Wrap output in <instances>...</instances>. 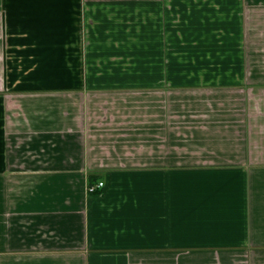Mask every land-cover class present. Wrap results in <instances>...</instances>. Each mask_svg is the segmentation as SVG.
Returning <instances> with one entry per match:
<instances>
[{
  "label": "crops",
  "instance_id": "crops-1",
  "mask_svg": "<svg viewBox=\"0 0 264 264\" xmlns=\"http://www.w3.org/2000/svg\"><path fill=\"white\" fill-rule=\"evenodd\" d=\"M250 8L264 0H0V264H264ZM172 114L169 152L152 141L169 128L151 133Z\"/></svg>",
  "mask_w": 264,
  "mask_h": 264
},
{
  "label": "rangeland",
  "instance_id": "rangeland-1",
  "mask_svg": "<svg viewBox=\"0 0 264 264\" xmlns=\"http://www.w3.org/2000/svg\"><path fill=\"white\" fill-rule=\"evenodd\" d=\"M242 24H243V32H242V42H241V50H242V55H243V59L245 61V68L246 70H249L250 72H262V74H264V8L261 9H256L254 8L253 10L250 9H246V11H244L242 13ZM223 31L221 33H225L224 30H220ZM229 41H239L240 39V35L238 33H235L234 35H231V37L226 36ZM250 86V85H247ZM175 94L173 93H169V97L168 100L172 101L175 99L174 97ZM253 94L250 93L249 90H245V100L246 99H255L254 96H252ZM264 95V93H263ZM246 100V101H248ZM258 111L257 108L255 109H251L248 107V109H245L243 111L244 114V119H248L253 115L254 111ZM155 111V110H154ZM153 111V112H154ZM175 116L174 114L170 115V117H168V121L170 125H167L164 123L163 120V124L165 127H163L164 129L162 131H160L158 128V126L152 131V135L153 136H157V135H161L162 134H166L169 133L168 132V128L170 130V133L168 135H165L164 138L161 139V136L156 137L155 139L153 138V145H160V144H168L169 148V152L172 151L173 148H177V144H176V127L179 126L177 125L176 122V118L173 117ZM154 123L152 125H142V126H137L135 132L133 134H131L133 137H136L138 141L134 142L135 144H140L144 142L139 141V138H142L145 132H151V128L154 126V124L157 122H160V118H156L152 115ZM140 119V118H138ZM145 121V123H149L150 122V118H146L145 117H141V119L139 121ZM95 122H97L95 120ZM250 129V126H248ZM128 130L130 131V127H128ZM129 131H123V132H129ZM146 138L150 137L149 134L145 135ZM132 143V142H131ZM185 143H189V141H186ZM191 144V141H190ZM138 146V145H137ZM165 146V145H164ZM167 147V146H165ZM188 151V150H187ZM200 153V152H199ZM186 161H197V158H193L191 157V159L189 158H185ZM200 162L202 161H213V158L208 157V158H200L199 157ZM214 162V161H213Z\"/></svg>",
  "mask_w": 264,
  "mask_h": 264
},
{
  "label": "built area",
  "instance_id": "built-area-1",
  "mask_svg": "<svg viewBox=\"0 0 264 264\" xmlns=\"http://www.w3.org/2000/svg\"><path fill=\"white\" fill-rule=\"evenodd\" d=\"M102 186H103V184H102L101 182H99V183H97V184H95V185H90V186L88 187V191H89L90 193L95 192L96 190H98V189L101 188Z\"/></svg>",
  "mask_w": 264,
  "mask_h": 264
},
{
  "label": "trees",
  "instance_id": "trees-1",
  "mask_svg": "<svg viewBox=\"0 0 264 264\" xmlns=\"http://www.w3.org/2000/svg\"><path fill=\"white\" fill-rule=\"evenodd\" d=\"M216 48L219 49V48H222V47L217 46ZM230 65H231V62H229V63L226 64V66H228V67H229ZM91 179H92V177H90V180H91ZM91 182H92V181H90V183H91ZM90 185H93V184H90ZM95 192H97V190H96Z\"/></svg>",
  "mask_w": 264,
  "mask_h": 264
}]
</instances>
